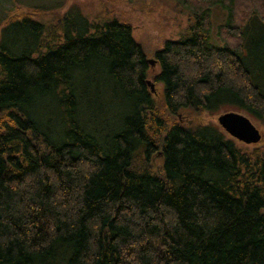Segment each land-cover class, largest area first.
<instances>
[{
	"label": "trees",
	"instance_id": "trees-1",
	"mask_svg": "<svg viewBox=\"0 0 264 264\" xmlns=\"http://www.w3.org/2000/svg\"><path fill=\"white\" fill-rule=\"evenodd\" d=\"M174 1L189 24L152 53L162 104L115 16L2 28L0 264H264V140L244 150L183 119L228 104L264 124L244 54L264 0Z\"/></svg>",
	"mask_w": 264,
	"mask_h": 264
},
{
	"label": "rangeland",
	"instance_id": "rangeland-1",
	"mask_svg": "<svg viewBox=\"0 0 264 264\" xmlns=\"http://www.w3.org/2000/svg\"><path fill=\"white\" fill-rule=\"evenodd\" d=\"M68 12L83 15L89 21L96 20L98 17L115 16L129 23L132 27L133 38L143 45L148 59L154 58L153 51L162 47L165 40L177 39L189 24V13L178 6L174 0H0V39L2 28L12 29L25 14H29L37 21L51 23ZM225 17L226 13L221 8L212 9L210 27L212 43L221 45L218 25L225 21ZM245 31L247 36L244 54L248 57L250 66L256 73L260 84L264 86V25L257 19H253L248 23ZM158 70L155 62L150 65L149 79L154 84V90H150L157 104H162V85L153 80ZM105 107L114 114L118 112L117 104H106ZM226 111H236L247 116L260 131L261 139L264 140L263 122L250 116L244 110L228 104H218V106L199 113H187L183 119L184 121L218 124V115ZM226 136L234 139L235 143L244 150H252L262 145L261 142L246 144L227 133Z\"/></svg>",
	"mask_w": 264,
	"mask_h": 264
},
{
	"label": "water",
	"instance_id": "water-1",
	"mask_svg": "<svg viewBox=\"0 0 264 264\" xmlns=\"http://www.w3.org/2000/svg\"><path fill=\"white\" fill-rule=\"evenodd\" d=\"M150 64L154 63V59H148ZM151 90H154L152 81L147 80ZM218 125L231 137L246 144L257 143L261 140L260 131L254 126L251 120L236 111H226L218 115Z\"/></svg>",
	"mask_w": 264,
	"mask_h": 264
}]
</instances>
